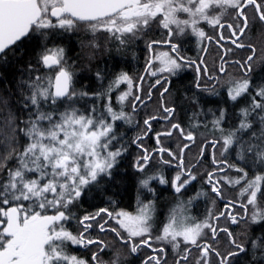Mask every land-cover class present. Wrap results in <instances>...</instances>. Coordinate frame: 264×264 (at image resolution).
<instances>
[{"label":"snow or ice","instance_id":"snow-or-ice-1","mask_svg":"<svg viewBox=\"0 0 264 264\" xmlns=\"http://www.w3.org/2000/svg\"><path fill=\"white\" fill-rule=\"evenodd\" d=\"M249 6L256 14L252 19L258 17L264 23V0H0V59H4L7 51L18 41L29 37L30 33L34 34L42 30L59 28L68 31L84 26L93 35L103 31L121 44H126L132 39L139 38L155 21L156 24L168 30V38L163 42L148 41V49L151 51L152 46L157 43H168L171 45V52L176 55L173 57L168 51H161L155 57L160 67L153 70V59L150 57L146 70L153 76L157 75V71L176 75L183 66L195 64L196 71L199 73L203 60L201 59L197 64L196 61L189 60L179 53L178 44L172 42L171 39L174 31L172 26H175L177 36L191 29V34L198 38V43L205 39H212L198 27L201 22H206L213 28L226 27L235 37L231 42L236 48H243L246 45L243 42L237 43V41L248 28L249 16L245 9ZM230 9L234 11L229 13ZM178 13L186 14L187 18H180ZM228 14H231L234 22L224 21V16ZM220 39H224V36L221 35ZM249 47H252L254 53L255 48ZM252 59L253 56L249 55L243 64L235 61L242 68L246 67L245 77L252 70L251 64L248 63ZM40 63L46 69L53 71L44 77L36 76L35 81L29 84L32 91L28 99L35 109V119H29L26 127L20 129L28 138V143L23 151L16 155L18 166L9 169L6 182L0 184V204H14L7 210L0 207V217L3 218L0 219V225H2L0 227V264H87L86 260L66 251L67 243L83 248H88L93 244L98 245V252L93 253L92 261L94 264H105L97 257L98 253L103 252L108 245L102 240L86 235L87 231L94 227L92 221H97L95 226L101 232H114L123 244L129 246L132 253H136L141 245L151 247L149 241L153 239L157 243L170 244L172 251L176 253L181 251V242L190 245L191 247L184 248L182 254L178 255L175 264H181V261L187 264H212L213 255L218 258L219 264H231L232 257L246 250L243 244L231 239L232 232L227 227H220L219 231L228 235L230 243L234 245V250L222 254L212 244L201 243L202 237L207 235L205 229L211 233V239L216 238L218 228L209 222L211 215L209 219L193 224H186L183 220L178 222L176 216H173L168 225L162 229L161 235L153 238L150 223L153 206L143 202L138 203L136 214L123 210L111 212L107 208H101L96 213L85 215L78 220L82 226L79 232L70 231L66 222L77 218L69 211V206L80 198L84 188L96 183L101 176H111V170L118 162L117 158L125 150L122 147L113 150L110 146L116 139L115 121L131 122V117L123 111V102L131 95L133 81L126 73H121L110 86L109 91L121 83L128 85V91L119 96L120 111L111 106V98L108 96L106 112L111 117V122L103 114L98 117L86 116L80 114L76 108L66 110L60 114L58 121H54L53 114L43 111L41 104L49 101L55 104L58 99H73L77 94L73 87V73L66 66L62 48L46 49L40 57ZM219 70L220 72L226 71L223 63ZM204 72L207 73V66H204ZM209 78L216 79L217 83L227 84L228 95L233 101L248 94L250 81L247 78L238 80L227 78L223 82L216 77ZM160 83L158 79L156 84ZM197 87H200L199 76ZM166 92L168 88L165 86L160 96L163 97ZM211 93L216 94L214 85ZM80 95L88 94L80 93ZM256 96L260 99L257 100L253 96L250 108L241 111L242 119L237 129L223 134L224 129L220 127L223 113L221 117L215 119V128L223 134L222 152H226L238 141V132L247 131L252 127V121L249 119L252 113H257L261 125H264V88L259 89ZM147 98L151 99V91L147 93ZM140 99L138 95L134 97L136 101ZM130 107L135 111L136 104L132 103ZM161 107L167 115L164 117L151 116L146 119L144 123L149 130L151 120L160 118L167 120L175 112L173 107L164 105ZM92 112H95L94 108ZM14 120L15 117L10 115L7 121V126L11 129L8 137L10 140L15 138L14 133L18 127ZM45 121L48 122L47 127L44 125ZM172 130H179L180 135L186 140L194 141L195 139L191 132L186 133L178 123H173L170 125V130L156 134L157 144L160 143V136H171ZM2 132L3 129L0 128V133ZM260 138L264 141V127L261 129ZM156 151L159 153L167 151L169 156L176 158L166 148L160 147ZM246 151H255L256 160L264 166V143L249 145L247 148L240 144V159L245 158ZM11 155L12 152H9V158ZM151 158L148 150L144 149V154L139 158L143 163L138 161L137 170L144 172ZM179 161L182 166V151ZM164 163H170V161L164 160ZM213 163L223 162H218L213 157ZM3 167L5 164L0 162V168ZM229 167L241 174L232 179L225 177L224 180L233 187L240 186L238 193L242 202L239 207L243 209V215L234 211L228 212L227 219L232 224L239 223L238 216L240 219H248L252 222L264 221V171L254 173L250 177L248 171L242 167L236 165H229ZM29 173L37 175L31 177L27 175ZM187 175L190 180L196 179L191 172ZM213 175L214 173H209L208 176L209 183H213L212 191L217 196H222L218 187L219 180L213 182ZM152 179H157L160 183L167 182L162 176H151L143 179L141 186L152 191L149 188ZM175 180L180 181L179 174ZM185 183L180 182L174 185L176 191L180 192ZM24 201L30 202L28 206L24 205ZM234 204V201H229L226 208H233ZM249 206H251V215H249ZM50 209L55 210L54 214H47ZM101 213H104L108 219H113L119 225V229L105 228L107 219L99 222ZM215 219L218 220L219 216ZM121 230L126 233V236L122 235ZM137 237L144 239L134 243ZM178 238H182V241ZM257 246L264 248V241L253 244L254 248ZM192 248L199 251L193 260L189 261ZM152 251L153 253H165L163 247L152 248ZM165 259L164 256L154 254L150 255L144 264H148L149 261L153 264H164ZM112 264H120L119 250L116 251Z\"/></svg>","mask_w":264,"mask_h":264},{"label":"trees","instance_id":"trees-1","mask_svg":"<svg viewBox=\"0 0 264 264\" xmlns=\"http://www.w3.org/2000/svg\"><path fill=\"white\" fill-rule=\"evenodd\" d=\"M246 30L252 31L254 36L258 34L263 40L264 45V23H260L259 21L255 23L249 22ZM259 30H262L263 33H259ZM141 35L139 40L137 38L132 39L126 44H121L110 35L107 37H92V39H87L88 45L91 43V46L86 47L83 45L85 41L82 36H79L74 30L49 29L34 34L30 33L29 37L23 38L7 51L5 58L0 59V128L3 129V132L0 133V162L5 164V167L0 168V184L6 182L8 170L18 166L16 155L22 152L28 143V138L20 129L26 127V122L29 119H35V109L31 106L30 100L28 99L32 91L29 84L35 81L36 76L44 77L53 71L46 69L40 63L42 53L50 48H62L64 50V61L66 60V62L70 63V66H66L76 79L73 81V87L77 93L71 100V104L67 102L63 103V99H58L55 104H52L51 101L47 102L48 104L42 102L41 108L43 111L51 112L53 114V120H56L60 117L61 113L71 109L70 106L79 111H82L83 108H89L86 114L97 117L103 114L109 119L106 115V105L109 102L108 96L111 98V105H115L116 94L122 89L120 87L116 89L115 87L109 91L110 86L113 85V82L121 73H126L127 75L133 74L137 77V75H140L146 69L148 64L149 49L147 42L153 36L149 39L148 31ZM244 37L245 35L240 37L239 42H243L246 46L237 49L238 59L243 64L247 60V57L252 55L253 59L248 61L252 66V70L245 77L246 67L242 68L239 64L237 72L250 81V87L248 94L241 96L236 101L230 99L227 84L217 83L215 81L211 85L204 87L201 80L199 81L200 87H197L198 76L185 74L164 79L160 84L155 85L157 87L155 91L158 90V87L164 88L166 86L168 92L164 93L163 97L160 94L154 95V92L151 93V99H148L145 105L146 111L136 115L130 107L136 101L134 97L137 96L136 92L138 88L133 86L135 90L128 104L127 109L129 111L127 110V114L131 117L130 123L134 124L138 122L139 129L135 127V124L127 127V124L130 123L117 120L114 123L115 140L120 141L126 139L133 143L135 138L142 136L141 133L143 131L140 127L143 124L142 126L144 128V121L146 119H149L151 116L164 117L167 115L161 107V105H164L173 107L175 112L170 119L165 120L160 118L151 120L150 137L156 138L157 133L168 131L170 130L171 124L178 123L186 133H192L195 137V142L192 143L184 139L180 135L179 130H172L171 136H178L177 139L169 138V136H160L159 144H157V141L152 142V171H147V173L138 170L131 172L127 168L124 174H118L116 178L110 176L103 179L101 177V194H103L104 208L112 212L116 211L118 206L128 209V206L138 202L142 194L141 190L143 187L141 186V181L143 179L151 176H162L167 181L166 183H160L159 180L152 179L149 184L154 192V198L151 200L153 206L151 221L153 223L154 233L161 235L162 229L168 225L173 216H176L178 221L179 217L192 213L191 215H195L192 219L195 221L194 223L203 222L202 217L204 215L202 213L200 215L195 214L196 204L199 202L198 194H195L197 193L196 190L192 194L194 189L187 186L188 201L185 202L182 197V190L177 192L174 185L180 182H186L185 184H188L198 179H202L201 185L209 183L208 176L209 173H213L214 168H208L206 165L213 162L210 157L213 148L215 149V159L218 162H223L219 163L220 165L217 166L216 171H220L221 168L224 169L221 172L227 170L224 175L217 176L216 178L224 179L227 177L232 179L241 175L230 168L229 165L244 168L248 171L250 177L254 173L264 171V166L255 158V151H246L244 154L245 158L240 159V144H243L247 148L249 145H260L264 143L260 138L261 129L264 125H261L259 116L255 112L249 117L252 121V127L247 131L238 132V141L226 152H222V135L238 128L242 119L241 111L245 108H250L253 96L259 100L260 97L256 96V92L264 88V51L259 49L261 46L248 40V38H246L247 40H243ZM249 46L255 48L254 53L252 47ZM144 72L143 76L145 77L147 71L145 70ZM144 77L143 79H145ZM143 79L140 82L141 84H143ZM147 79H145L146 82ZM156 81L149 82L153 85ZM213 85L215 86L216 94L211 93ZM162 90H160V93ZM80 93H87L88 95H80ZM93 108L95 109L94 113L92 112ZM221 113H223L222 117ZM10 115L15 117L14 123L18 126L14 133L15 138L11 140L8 138L11 134V129L7 126ZM217 117H221L222 119L220 127L224 129L223 134L214 126V121ZM44 125L47 127L48 122L45 121ZM130 141L128 151L131 153V151H135V148ZM119 145L121 146L120 143ZM185 145L187 147H184ZM160 147L168 149L176 158L174 159L172 156H169L167 151L164 153L156 151ZM13 149H15L14 152ZM181 151L183 156L182 166L179 161ZM9 152H12L10 158L8 156ZM164 160H168L170 163H164ZM200 165H204V168H201ZM188 172L195 175L196 179L190 180V177L187 175ZM178 174L180 175V181L175 180ZM214 175L212 177L213 182H215ZM212 184L209 183L208 185ZM222 185L225 191L222 197L219 196L221 204L228 203L223 201V198L233 199L232 201L237 203L235 205L239 207L238 204L242 202L238 193L240 186L233 187L226 183L225 180ZM100 189L101 186L95 183L87 186L84 188L83 193L87 191L88 198L81 195L77 201L69 206V211L77 218L76 220H69L72 224L71 227L74 226V228H71L73 233L81 230L82 226L78 223L80 218L85 215L94 214L97 212V208H101L102 200L99 198V194H97ZM203 189L205 192L209 190L205 187ZM23 203L24 205L26 203L29 204L28 201H24ZM11 206H14V204L7 205V208ZM54 211L50 209L47 214L51 215ZM221 219L222 217L218 220L215 219L214 225L217 226L218 221ZM234 225L230 228V232H232L231 239H235L238 243L243 244L246 250L238 256L232 257L231 264H264V248L259 246L253 247L255 242L264 241V221H259L252 228L246 219H239L237 226ZM121 233L122 235L124 234L122 230ZM210 235L211 233L208 230L207 235L200 242L203 243L204 240L209 241L222 254L234 250V245L230 243V239L225 234L217 237L214 241L210 239ZM106 236L105 242L108 247L102 252L105 256H103L104 258L101 257V259L100 257L97 258L98 260H103L105 264H112L117 250H119L124 258L122 260L120 259V264H144V261L152 254L166 257L164 264H175L176 258L179 254H182L183 249L191 247L190 245L183 244L181 245L180 253H176L172 251L170 244L157 243L151 240L149 241L151 247L141 245L136 253H132L129 246L123 244L114 232L106 231ZM141 239H135L133 242L135 243ZM159 247H163L165 253H153L152 248ZM198 251V249L192 248L189 261L193 260V257ZM95 252H98V250ZM84 257H87V260L91 264H94L92 257L88 255V251L82 253L81 258ZM148 264H153V262L149 261ZM181 264H187V262L181 261ZM212 264H219L218 258L214 255L212 256Z\"/></svg>","mask_w":264,"mask_h":264},{"label":"flooded vegetation","instance_id":"flooded-vegetation-1","mask_svg":"<svg viewBox=\"0 0 264 264\" xmlns=\"http://www.w3.org/2000/svg\"><path fill=\"white\" fill-rule=\"evenodd\" d=\"M217 11H219V10H217ZM233 11L234 10L230 9L229 13H231ZM245 12L249 16V22L260 21L258 19V17L256 19H252V17L256 16V14L252 10L251 6L246 8ZM178 14H181V13H178ZM183 15H184V18H187L186 14L183 13ZM157 19H159V17H157ZM223 19L226 22H234L233 19H232L231 14L225 15ZM53 21H55V18H53ZM204 25H206L208 27H211L206 22H201L198 25V27H203ZM217 27L213 29V32L209 31L207 33V36L211 37L212 39H210V40L205 39L201 43H198V38L195 35L192 36L188 32H187L188 35L183 36L181 39L172 40V42L178 44V51H179V53L182 56L188 58L189 60L196 61L197 64L200 63L201 59L203 60V64L200 67V72L199 73H197V71H196V65L195 64H187V65L183 66L178 71V73L176 75H171L168 72H159V71H157V75L153 76L146 69H144L140 75H137V77L134 76L133 74L132 75H128L129 77L132 78L133 83L137 82L136 84H134V86H136V88H138L137 92H136L137 93L136 95L140 96V98H141L139 101H134L133 102V103L136 104L135 111H133V109L131 108L132 111L135 112L136 115H139V113H144V111H146L145 110V105L147 104L146 102L148 101L147 93L149 91H151V93L154 92V95H159L160 94V90L163 89L161 87H158V90L155 91L157 89L156 82H154L153 85L150 84V82L153 81V80H158L159 79L160 81H164V79H170V78H174V76H181V75H185V74L194 75V76L197 75V76H199V81L202 80V84L205 87V86L211 85L212 83H214L216 81V79H210L209 77H216L220 81H222L226 77V75H228L229 73H231L229 76H231V75L235 76V74L238 73L237 69L239 67V64L235 63V61H239V59H238V51H237L238 48H236V46L234 47V45H232V42H231L232 40L235 39V37H233L231 35V32L226 27L223 28V29H221V28L217 29ZM79 28L83 29V35H82L83 37L82 38L84 40L88 39V37H91L93 35L92 32L89 29H87L86 27L79 26ZM161 29H162V27L159 26L158 24H156L155 21L152 23V25L147 30L149 32V39H150L151 36H153L152 39H150V41H153V40L161 41V40L157 39V36L161 35L159 33L161 31ZM258 32H260V31H258ZM144 33H142V34H144ZM251 34H253V32L249 31L248 34H246V36H249ZM99 35L100 36H109L108 33L103 32V31L97 32L94 36H99ZM221 35L224 36V39H220ZM139 38H141V37H139ZM139 38H137V39L139 40ZM163 41H161V42H163ZM220 42H222V44L224 45L223 47H221V43ZM204 44H206V45H204ZM205 49H206V51H205ZM228 49H231V51H229ZM161 51H168L170 53V55H172L173 57H175V55H176V53H172L171 52V45L170 44H168V43H157V44H154L152 46L151 51L149 50V52H148V56H149L148 62L150 60V57L153 59V62H152V69L153 70H157L160 67L159 62L154 64V59H155L156 55L159 52H161ZM221 63L224 64V67L226 69L225 72H220V70H219ZM204 66H207V73L204 72ZM146 68H147V66H146ZM145 70L147 71L146 75H145V79L148 78L147 82L145 81V79H143V74L145 73L144 72ZM221 75H223V77H221ZM142 79L144 81H143V84L140 85V82H141ZM153 86H155V88H153ZM134 90H133V93H134ZM134 124L136 125L135 127L137 129H139L138 122H136ZM134 124L133 123L127 124V127H129V126L131 127ZM142 125L143 124H141V127H140V129L143 131L141 133L142 134V136H141L142 138L141 137L135 138V141H133V143L130 140H126V139L125 140H120V141H117V140L113 141V143H112V149L113 150L121 148V147L123 149H125V150L123 151L122 155H120L117 158L118 162L116 163V165L111 170V173H112L111 177L116 178V176H118V174H121V173L124 174L125 173L124 171H126L127 168L130 169L131 172H136L137 171V163H138V161L140 163H143V161H140L139 158L141 157L142 154H144V149H147L148 153L151 154L152 142H154V141L156 142V138H151L150 137V135H149L150 130L148 129L147 125H144V128H143ZM177 137L178 136H169V138H176V139H177ZM129 141H130V143L133 144V146L135 148V151L134 152L131 151V153H130V151H128L129 150ZM190 142L194 143L195 139H194V141H190ZM119 143L121 144V146L119 145ZM138 145H142L143 147H140ZM214 151H215V149L213 148L211 153H210V157L212 158V160H213V157H214ZM121 162H123V163H121ZM218 165H220V164H214L213 162H210V164L206 165V167L214 168V170H213V173L215 174L214 175V178H215L214 181L219 180L218 187L220 188L221 193L224 194L225 188L222 185V183L224 182V179L223 178L219 179V178H216V177L224 175L227 172V170H225L224 172H221V170L220 171H216V168H217ZM152 166H153V162L150 159L148 161V163H147V167H145V169H144V172L147 173V171H152ZM200 167L204 168V165L203 166L200 165ZM101 177L103 179H106L107 177H110V176H101ZM101 177L98 178V181L95 184H99L101 186V189L99 190V192L97 194H99V198H101V200H102L101 208H104L103 194H101L102 193V191H101L102 190ZM201 183H202V179H198V180H195L194 182H191V183H188V184H184V186L181 189L182 190V197L184 198L185 202L188 201L187 200V198H188L187 186H189V187L194 189L192 191V194H193V192L195 193V190H196L197 193H195V194H198V196H197L198 200H199L198 204H199V206L202 207V210H203L202 214L204 216L202 217V220L204 221L205 219H209V216L211 215L212 218L209 220V222L214 225L215 217H217V216H219V218L222 217V219L218 221V225H217L218 232H217V235H216L215 239H217V237H219V236H223L224 234L226 236H228L225 232L219 231V228L220 227H227L229 229V231H230V228H232V225H234V224H231V221L226 218L227 215H228V212H233L234 211L235 213H239L240 215H243V209H241L240 207L235 205L237 203L234 204L233 208H226V205L228 203L221 204L219 196H217L216 193L212 191L213 184L212 185H208L209 183H207L205 185H201ZM149 187H150V189H152L151 186H149ZM203 187L208 188L209 190H207L205 192ZM141 192H142V194L139 197L138 202L136 204L135 203L131 204V206L127 207L128 209H126V208H124L122 206H118L116 211L123 210V211H127L129 213H132V214H136L137 208H138V203L143 202L144 204H151L152 205L151 200L154 198L153 197L154 196V194H153L154 192L153 191H149L147 188H143L141 190ZM87 194H88V192L86 191L82 195L84 197L88 198ZM204 195H206L207 198H205L206 196H204ZM223 199H224L223 201H225V202H229V201L233 200V199L231 200V199H226V198H223ZM238 205H240V204H238ZM0 207H3L5 210H7L6 209V205L0 204ZM101 208L100 207L97 208V211H99V209H101ZM116 211H113V212H116ZM221 213H224V215H221ZM249 215H251V206H249ZM0 219H3V218L0 217ZM100 219L101 220L102 219L103 220L107 219V224H105L106 228H108V227H118L119 228V225H117L113 219L106 218L104 213H101V218ZM238 219H240L239 216H238ZM246 220H248V219H246ZM150 223L152 224L151 236L153 238H155L156 236H159V234L158 233H154V228H153L152 221H150ZM256 223H258V222H252L251 220H248V224H249V226H251V228ZM66 226H67V228L69 230H72L71 229L72 227H70L71 226L70 221L66 222ZM234 226H237V224H235ZM0 227H2V225H0ZM93 231H94V228L89 229L87 231L86 235L87 236L92 235ZM98 231H100V230H98ZM102 233H104V232L100 231V234H102ZM135 239H141V237L135 238ZM210 239H211V235H210ZM211 240H213V239H211ZM153 241H155V239H153ZM203 243H209L210 244V242L206 241V240H204Z\"/></svg>","mask_w":264,"mask_h":264},{"label":"rangeland","instance_id":"rangeland-1","mask_svg":"<svg viewBox=\"0 0 264 264\" xmlns=\"http://www.w3.org/2000/svg\"><path fill=\"white\" fill-rule=\"evenodd\" d=\"M178 16L180 17V18H184V15H183V13H181V14H178ZM256 22V21H255ZM254 22V23H255ZM260 23H262L261 21H259ZM253 23V22H252ZM262 25V24H261ZM173 27V29H174V31H173V34H172V37H171V39L172 40H178V39H181L183 36H186V35H188L187 34V32L188 33H190L191 34V29H188V30H186L185 31V33L183 34V35H180V36H177V34H176V32H175V26H172ZM199 28H201V29H203L205 32H206V34L209 32V31H211V32H213V27H208V26H206V25H204L203 27H199ZM217 29H219V27H217ZM52 30H54V29H52ZM55 30H63V29H59V28H57V29H55ZM69 31H73V30H69ZM75 31V33H78L79 34V36L81 35H83V29H81V28H77V29H75L74 30ZM250 30H245V33H244V35H245V37H244V39L243 40H245L246 38H248V40H250V41H252V42H254L255 44L257 43L259 46H261V47H259V49L260 50H262V51H264V45H263V40L260 38V36H258V34H256L255 36H254V34H251V35H249V36H246V34H248V32H249ZM260 31V30H259ZM260 32H262L263 33V31L261 30ZM259 32V33H260ZM161 35L160 36H157V39H159V40H161V41H165L167 38H168V30L167 29H164V28H162L161 29V31L159 32ZM192 36H193V34H191ZM243 35V36H244ZM83 37V36H82ZM92 37H98V36H94V35H92L91 37H88V38H90V39H92ZM99 37H100V35H99ZM102 37V36H101ZM107 37V36H106ZM242 37V36H241ZM247 40V39H246ZM85 42H83V45L84 46H86V47H89V46H91V43H89V45H88V41H87V39L86 40H84ZM240 41V40H239ZM239 41H237V43H240ZM92 43H94V42H92ZM221 43V47H223L224 45L222 44V42H220ZM202 45V44H201ZM232 45H234V47H235V44H233L232 43ZM94 47L96 48V46L94 45ZM229 50V49H228ZM230 53V52H229ZM157 62H159L158 60H155L154 59V64L155 63H157ZM65 63H66V65L67 66H70V63H68V62H66V60H65ZM238 70V69H237ZM231 73H229L228 75H226V77L224 78V80H226L227 78H232V79H242V78H244V77H242L241 75H239V73H236L235 74V76H229ZM144 77V76H143ZM145 78V77H144ZM74 80H76L74 77H73V81ZM223 80V81H224ZM140 85H142L141 83H140ZM133 86H134V83H133ZM133 86H132V92H131V95L130 96H128V98H127V100H125L124 102H123V111L125 112V113H127V108H128V104L130 103V101H131V97L133 96V90H134V88H133ZM117 87H120V88H122L121 89V91H119L117 94H116V102H115V105H111L115 110H117V111H120L121 110V102L119 101V96L121 95V94H123L124 92H127L128 91V85L126 84V83H121V84H119ZM117 87H116V89H117ZM72 100V99H71ZM71 100H67L66 98L65 99H63V103L64 102H67V103H69V104H71ZM48 104V103H47ZM90 105H91V103H90ZM89 105V106H90ZM70 108H74V107H72V106H70ZM89 109V108H88ZM88 109H82V111H79V113L80 114H84V115H88V114H86V112H88ZM129 111V110H128ZM89 115H91V114H89ZM106 115L108 116V114H107V112H106ZM95 116V115H94ZM109 117V122H111V117L110 116H108ZM60 119V117L58 118V119H56V120H54V121H58ZM113 143V142H112ZM111 148H112V145L110 146ZM28 176H36L37 174L36 173H29V174H27ZM43 183V182H42ZM29 202V201H28ZM30 203V202H29ZM197 206H196V208H195V214L196 215H200L201 213H202V207L201 206H199V204H196ZM25 206H28V203H26L25 204ZM6 209H8L7 208V205H6ZM54 214V213H53ZM192 213H189L188 215H184V216H181V217H179V220H178V222L180 221V220H183L186 224H193L195 221H193L192 219L194 218V216L193 215H191ZM192 220V221H191ZM99 222H103V219L101 220L100 219V221ZM91 223H93V225H94V231H93V234L92 235H90L91 236V238H93V239H97V240H102V241H106V231H104V233H102V234H100V231H98L99 230V228L98 227H96L95 225L97 224V221H92ZM71 226H72V224H71ZM70 226V227H71ZM72 228H74V226L72 227ZM105 228H106V225H105ZM108 228H110V227H108ZM70 231H72V230H70ZM108 232V231H107ZM122 232H123V230H122ZM205 233L207 234L208 233V230L207 229H205ZM89 235V234H88ZM123 235H125L126 236V233H124ZM205 237V236H204ZM204 237H202V239L204 238ZM137 238H139V237H137ZM178 239H180L181 241H182V238H178ZM106 243V242H105ZM181 245H183V243L181 242ZM185 245V244H184ZM171 246V245H170ZM98 248H99V246L98 245H96V244H93V245H89V247L88 248H84L83 249V247H80V246H76V245H72L71 243H67V245H66V251L69 253V254H72V255H76L78 258H80V259H84V260H86L87 261V264H91L90 263V261L89 260H87V257H84V258H81L82 257V253L83 252H86V251H88V255H90L91 257H92V255H93V253H95V251H97L98 250ZM103 256H105L104 254H102V252L100 253L99 252V254H98V257L97 258H99L100 257V259H101V257L102 258H104ZM120 259L122 260V259H124L123 258V256H122V254H120Z\"/></svg>","mask_w":264,"mask_h":264},{"label":"water","instance_id":"water-1","mask_svg":"<svg viewBox=\"0 0 264 264\" xmlns=\"http://www.w3.org/2000/svg\"><path fill=\"white\" fill-rule=\"evenodd\" d=\"M26 38V37H25ZM19 42V41H18ZM14 46V45H13ZM13 46H11V47H13Z\"/></svg>","mask_w":264,"mask_h":264}]
</instances>
